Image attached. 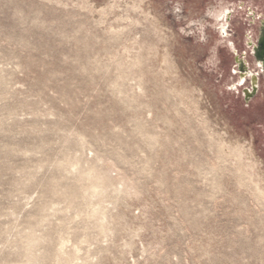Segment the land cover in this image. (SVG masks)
I'll use <instances>...</instances> for the list:
<instances>
[{"label":"rangeland","instance_id":"rangeland-1","mask_svg":"<svg viewBox=\"0 0 264 264\" xmlns=\"http://www.w3.org/2000/svg\"><path fill=\"white\" fill-rule=\"evenodd\" d=\"M263 26L264 0H0V264H264Z\"/></svg>","mask_w":264,"mask_h":264},{"label":"water","instance_id":"water-1","mask_svg":"<svg viewBox=\"0 0 264 264\" xmlns=\"http://www.w3.org/2000/svg\"><path fill=\"white\" fill-rule=\"evenodd\" d=\"M252 55L256 60L258 68L261 70V72L264 73V26L261 28V35L259 36L257 42L255 44H250ZM253 84H252V90L245 89V93L247 96H253L257 93L258 87L256 80L258 79L257 74L251 75Z\"/></svg>","mask_w":264,"mask_h":264},{"label":"bare ground","instance_id":"bare-ground-1","mask_svg":"<svg viewBox=\"0 0 264 264\" xmlns=\"http://www.w3.org/2000/svg\"><path fill=\"white\" fill-rule=\"evenodd\" d=\"M218 8V7H217ZM216 7L212 10V13L210 14V16H211V18H214L215 17V15H216V13H217V9ZM230 14V11H228V12H226V15H225V17H226V24L224 25V26H221V32H222V34L225 36V37H229L230 36V34H229V25H228V23H227V18H228V15ZM198 19V18H197ZM199 20H202V18L201 19H199ZM190 21H192V20H190ZM231 45V48L233 49V43H231L230 44Z\"/></svg>","mask_w":264,"mask_h":264},{"label":"flooded vegetation","instance_id":"flooded-vegetation-1","mask_svg":"<svg viewBox=\"0 0 264 264\" xmlns=\"http://www.w3.org/2000/svg\"><path fill=\"white\" fill-rule=\"evenodd\" d=\"M238 90V89H237Z\"/></svg>","mask_w":264,"mask_h":264}]
</instances>
